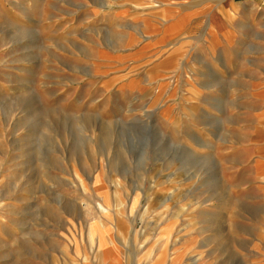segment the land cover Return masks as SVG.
<instances>
[{
	"label": "rangeland",
	"instance_id": "obj_1",
	"mask_svg": "<svg viewBox=\"0 0 264 264\" xmlns=\"http://www.w3.org/2000/svg\"><path fill=\"white\" fill-rule=\"evenodd\" d=\"M110 7L0 0V264H264V15L153 55Z\"/></svg>",
	"mask_w": 264,
	"mask_h": 264
},
{
	"label": "crops",
	"instance_id": "obj_2",
	"mask_svg": "<svg viewBox=\"0 0 264 264\" xmlns=\"http://www.w3.org/2000/svg\"><path fill=\"white\" fill-rule=\"evenodd\" d=\"M108 4L115 19L138 26L139 35L151 38L144 48L153 55L179 36L202 37L209 54H222L241 36L258 33L254 21L264 15V0H108Z\"/></svg>",
	"mask_w": 264,
	"mask_h": 264
}]
</instances>
